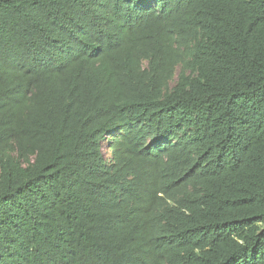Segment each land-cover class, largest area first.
<instances>
[{
    "label": "trees",
    "instance_id": "1",
    "mask_svg": "<svg viewBox=\"0 0 264 264\" xmlns=\"http://www.w3.org/2000/svg\"><path fill=\"white\" fill-rule=\"evenodd\" d=\"M0 264H264V0H0Z\"/></svg>",
    "mask_w": 264,
    "mask_h": 264
},
{
    "label": "rangeland",
    "instance_id": "2",
    "mask_svg": "<svg viewBox=\"0 0 264 264\" xmlns=\"http://www.w3.org/2000/svg\"><path fill=\"white\" fill-rule=\"evenodd\" d=\"M102 150H103V153H104L106 156L109 155V152H108V150H107V143H106V142H103Z\"/></svg>",
    "mask_w": 264,
    "mask_h": 264
}]
</instances>
